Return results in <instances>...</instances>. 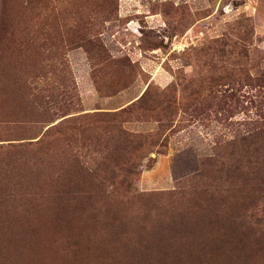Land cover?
<instances>
[{
	"label": "rangeland",
	"instance_id": "obj_1",
	"mask_svg": "<svg viewBox=\"0 0 264 264\" xmlns=\"http://www.w3.org/2000/svg\"><path fill=\"white\" fill-rule=\"evenodd\" d=\"M263 113L264 0H0V264H264Z\"/></svg>",
	"mask_w": 264,
	"mask_h": 264
},
{
	"label": "trees",
	"instance_id": "obj_2",
	"mask_svg": "<svg viewBox=\"0 0 264 264\" xmlns=\"http://www.w3.org/2000/svg\"><path fill=\"white\" fill-rule=\"evenodd\" d=\"M150 88H147L141 97H144ZM251 122L252 126L245 128L244 132H239L232 136L229 145L224 149L230 155L228 170L237 178L246 171L258 179L260 184L264 183V113L258 119ZM264 191V187L262 188ZM241 191V189H237ZM251 214L249 217H252ZM255 222L259 219L255 217Z\"/></svg>",
	"mask_w": 264,
	"mask_h": 264
}]
</instances>
